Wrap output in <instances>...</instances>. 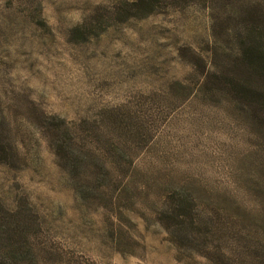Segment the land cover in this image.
Here are the masks:
<instances>
[{
    "label": "rangeland",
    "instance_id": "obj_1",
    "mask_svg": "<svg viewBox=\"0 0 264 264\" xmlns=\"http://www.w3.org/2000/svg\"><path fill=\"white\" fill-rule=\"evenodd\" d=\"M131 1L0 0V261L264 264V134L180 85L202 87L217 44L222 64L238 52L215 12L264 0H160L122 19ZM176 186L203 214L188 246L159 223Z\"/></svg>",
    "mask_w": 264,
    "mask_h": 264
},
{
    "label": "trees",
    "instance_id": "obj_2",
    "mask_svg": "<svg viewBox=\"0 0 264 264\" xmlns=\"http://www.w3.org/2000/svg\"><path fill=\"white\" fill-rule=\"evenodd\" d=\"M201 1L210 7L215 0H182L180 5ZM159 2L160 0H133L126 2L125 5L122 3L119 13L122 19L143 18L157 11L156 5H159ZM225 9L227 11L228 8L225 7ZM218 13L227 19V23L225 20L218 22L215 12L213 23L215 37L225 45H227L226 41H234L238 46V52L234 56H228L229 59L223 64L219 61L223 47L218 44L211 51V63L200 55L199 59L203 64L200 69L203 85L201 88H191V86L180 83L184 99L203 97L208 100L233 103L258 124L261 133L264 134V6L248 3L236 10L232 9L225 13L219 10ZM59 147L58 155L66 158L62 152L63 146ZM67 157L69 158V155ZM0 160L3 161L1 158ZM198 206L197 195L186 188L176 186L168 193L159 223L175 245L188 246L194 242V237L203 234L205 224ZM9 213L12 215L10 211ZM19 218L22 217L17 215L15 220ZM216 218L219 221L221 213L218 212L213 216V219L216 220ZM220 225L219 222L215 229L206 230V233L221 234L223 228ZM7 237L10 239L12 236ZM257 259V256L249 259L245 257V261L241 260V262L258 264L255 261ZM0 264H5V262L0 261Z\"/></svg>",
    "mask_w": 264,
    "mask_h": 264
}]
</instances>
